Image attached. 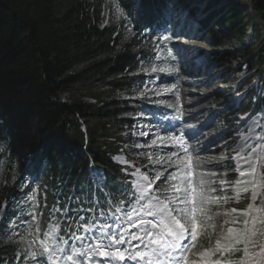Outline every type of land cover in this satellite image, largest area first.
Instances as JSON below:
<instances>
[{
	"label": "trees",
	"instance_id": "1",
	"mask_svg": "<svg viewBox=\"0 0 264 264\" xmlns=\"http://www.w3.org/2000/svg\"><path fill=\"white\" fill-rule=\"evenodd\" d=\"M115 1L125 21L104 23L105 0H0V209L19 192L24 169L43 168V184L60 188L49 205L66 202L70 192L83 204L92 197L104 204L91 165L104 175L106 194L131 195L112 157L130 155L133 118L145 102L130 94L142 80L139 62L152 54L140 30L123 34V23L135 17L134 0ZM168 9L185 10L207 35L213 59L244 64L264 90V0H139L138 21L153 23ZM247 31L249 45L220 51ZM250 80L242 82L248 96L240 111L259 100ZM16 248L0 244V255L10 261Z\"/></svg>",
	"mask_w": 264,
	"mask_h": 264
},
{
	"label": "rangeland",
	"instance_id": "2",
	"mask_svg": "<svg viewBox=\"0 0 264 264\" xmlns=\"http://www.w3.org/2000/svg\"><path fill=\"white\" fill-rule=\"evenodd\" d=\"M228 1L231 2L232 0H228ZM105 3L106 4L104 6V9L102 10V16L104 19V23L106 22L109 23L111 19L113 21H120L121 19L124 18V21H125L126 15L121 10L120 6L117 4L115 0H105ZM108 7L110 8L109 10H108ZM196 15L200 16L199 13H197ZM171 23L173 24V26H171L169 30V35H168L169 39L167 40L160 39V42L165 43L168 46H172L173 49L175 47V50L182 57L181 62H183V64L186 63L188 59H190L191 61L188 60L189 62H187L186 64L188 69L195 68V66H197L196 64H199V63H202V69H203V71H200L199 73H190L189 70L186 69V71L190 75L189 79L192 81V84H188V86L186 87L187 91L189 92L182 91L184 106L180 110L179 115H182V119H191L192 121L198 120L193 125L189 124L191 127L190 129H193L197 125L196 132L187 131L186 137L187 135L189 136L188 139L192 143V146L194 145L193 146L194 148L197 147V145H196V142L192 140L193 137L191 139L190 136H194L195 134H197L196 138H199L200 141L205 144L208 139H212V138H214L215 143L214 144L212 143V145L210 146L206 144L203 150L201 149L197 150L195 148V150H197V152L195 153V156L199 155V157L203 160L200 161V164L197 163L196 166L194 167L195 159L192 157L187 163V169L186 167L183 168L181 167L182 161L178 160L174 162L179 157V155L173 156L172 154L174 153V144L170 136H168V138L164 137L165 142H168V146H165L162 141L163 136H159L155 138V137H151L150 135L148 136L141 135V133L143 132H149V133L155 132L156 123L159 121L158 114L154 116V118H152L153 122H150V119L145 118L146 112H138V115H136L135 118H133L134 125H133L132 130L130 131V135H131L130 137H132V142H131L132 147H125V149L128 150L129 153L131 149L135 151L134 155L130 153V156L132 155L131 157L135 164H132L125 154H119V155L113 156L112 161L118 165L124 166L126 168H130V169H133V165H135L136 170L133 169L134 172L131 173L135 179L140 177L138 172H144L143 176H147L148 183L149 182L151 183V189L154 195L153 197H159V199L165 203H168V202L174 203L175 192H174L173 187H171L169 191H162V187L172 185L171 180L162 183L161 181L163 180V177L171 176L172 174H175L178 177L182 176L185 179H191L192 181L191 187H196L197 185H200V181L203 180L204 183L200 186L203 188L204 194L207 197V201L202 206L190 201L187 204L188 215L186 218H183L181 221L182 223L185 224L186 227H189L190 231H191V228L193 227V224H192L193 220L196 221V225H195V237L196 238L194 240H191V239L189 240L190 242L189 250L187 251V253H185L186 259L189 256H190V259H196V257L199 256L203 250L213 246V243L217 239V237L218 238L221 237L226 232L225 231L226 228L223 224L224 219H221V218H223V216L225 217L226 214H229V213H226V212H229V210H226V209L222 210V204L224 203L234 204L237 202L239 197L243 196L244 193L248 192V194L251 197L249 204L254 203L253 209H260V210L253 211L252 209V211H249V207H247L244 213L246 214L249 213L250 216H256L257 218L262 219V213L264 211V208H263V205H264V154L262 156H258V155L256 156L257 163L255 165L257 164L260 165L261 167L260 176L262 177V179L260 178L259 180L260 184H262V190H260V187H259L260 191L257 193L254 189L255 188L254 185L247 184L249 182L248 179L240 180V177H242L243 175L235 174L236 167L232 166L233 157H231L232 151L238 152V153L241 152V150L239 149L241 140L243 139L245 134H248L250 131H252V127H251L249 128L250 130L248 129L249 131L243 135L242 130L245 129V128L243 129V125L239 127L233 123V122H236V117L234 116V110L237 104L235 102L233 103L232 101H235V94H237L235 92V89L238 87L237 84L234 82L235 79H233V77L234 76L240 77L241 75H243L244 71L246 70L245 65L241 64L239 67H237L238 72L234 75V71L232 70V67L233 66L236 67L237 65L236 61L232 60L229 63H220V64L216 62L213 59V52H212L213 49H211L208 46V43L205 42L207 41V35H204L202 31L199 30L197 22H195L193 18L189 17L188 13L185 10L176 11L173 15ZM133 27L134 26H131V23L129 22L127 18L126 22L123 23V28H122L123 34L125 35V37L130 35L131 33L130 31L131 29H133ZM202 38H204L203 40L204 43L200 42ZM242 45H243L242 42L240 43V42L234 41L229 47H221L220 51L221 52L237 51L238 49L242 47ZM157 52H158V57L156 60H159L162 58L160 54V49ZM187 53H188V56H190V58L187 57ZM200 60H203V61L197 63V61H200ZM193 61H196V63H194ZM166 62L167 60L161 64L154 62V64L141 67L140 71L143 73L144 76H147V75L153 76L159 73H164L166 74V80H164L161 83H158L156 80H154V82H151L150 84L144 82L142 87L135 86L132 93L130 94V98H134L138 96V94L145 95L147 104H151L154 107H158V108L159 106H161L162 107L161 111L163 112L162 114L166 112L170 113V116L165 119V121H169L171 118H174L176 116V114L174 113V108H176L177 106H180L179 103L182 102V98L180 97L176 98L177 94L175 91H173L172 93H169L173 89L174 87L173 85H168L166 88L165 87L162 88L163 84H165V81L174 77L175 75L174 69L172 68V66L168 65ZM153 68L156 69L155 72L152 71ZM219 80H221L220 83L218 82ZM175 86L180 87V84H175ZM256 86L258 87V85ZM192 94H196V96H193ZM162 96L166 99H164ZM172 98H176V99L172 100ZM187 103H189L190 105V111L188 110L189 114L187 112V107H186ZM146 110L148 111V108H146ZM196 113H201V114L198 116L197 119L192 118V115H195ZM226 116H228L227 119L226 120L223 119V117H226ZM256 119L259 120L258 126L262 130L263 121H264V108L261 109L260 113L252 117L249 124L252 123L253 121H256ZM180 121L181 120L176 119L177 125L180 124ZM199 124H202L201 130L198 128ZM230 125H233L234 127H236V130H234V133H232V136L229 135L232 132ZM170 126L173 127L174 124H171ZM158 130L159 132L165 131V128L160 127ZM163 133H166V131ZM221 135H223V137L225 138L223 139L222 142H218L221 139L219 138ZM235 136L238 138L235 141H233ZM261 137H263V135H261L260 133L256 136V138H261ZM255 140L251 141L250 145L254 143ZM153 141H155V143H153ZM177 141L179 142L178 139ZM261 145L264 146V143L256 147L255 150H257ZM180 146H181V143H180ZM202 152L205 153V155H202ZM251 154H252V150L246 155L247 158L250 157ZM182 157L186 161L188 160L187 156H182ZM247 158H244V159H247ZM168 164H171V165L169 166ZM185 164L186 162L184 163V165ZM215 165H218L219 166L218 168H222V172L220 171V172L214 173L211 170V166L214 168ZM174 167L175 168L179 167L180 170L179 171H177V169L174 170ZM3 169L4 168H0V178L4 177ZM189 173H191V176H189ZM222 173L234 178L232 183H234L236 187H240L239 195L236 196L235 198H233L235 194H230V196L226 198L221 197V196L216 197V195H221V193L220 191L215 193L216 187L214 186H216L217 184L218 177L216 176V178L214 177L213 179V175H218L221 178ZM98 174L102 175V173L97 169L95 171L96 181H98L99 179ZM158 174L161 176V180L155 179V177ZM232 175H237V176L234 177ZM135 179H132V185H134ZM212 183L214 186H211ZM175 187L189 188V185L184 184V183H179V184H176ZM244 188H247L246 192L241 191V189H244ZM137 189L139 190L138 187ZM213 189L215 190V192L213 191ZM212 191L214 192L213 194H212ZM255 193L258 194L256 201L253 200L254 197L256 198ZM139 202H140V198H139ZM117 211L118 212L116 214L121 216V220L118 222L119 226L122 224L123 222L122 218H123L125 226L128 224V222L131 221L129 223L130 225L132 221L136 219L137 226L142 225V226L148 227L146 217L141 218L144 215L143 213L145 212L140 206L131 205L126 210L118 209ZM3 218H4V212L2 211V208H1L0 209V221H2ZM225 218H227V216ZM237 218L240 220V224H242V227L241 226L239 227H241L242 229H246L247 225L243 222V216H238ZM112 219L113 217H111L109 220L111 221ZM246 219L250 220L249 217ZM24 223L25 222L23 223L21 222L19 226V228H23V229L22 231L18 230V232L21 231L23 234H20L18 237L16 236L14 237L13 236L14 234L9 235L8 237L3 232L2 234L4 235L0 236V244L5 245L6 243H9V241L10 243H13V244H19L20 250L18 249L16 252L21 253L23 257L28 256V254H26V249L28 245L25 243L26 239H25V231H24V227L26 228V224L23 225ZM9 224L11 225V227L13 226L11 223ZM147 227H143V228H147ZM144 233H145L144 230H142L141 232H138L139 236L143 235ZM147 238L148 236L146 237V239ZM46 243L48 246V256L50 258H55L56 260L59 261L65 257V254H64L65 251L63 250V248H61V244L58 240H55L52 237H49ZM24 246L26 247V249L22 248ZM249 246L247 247L250 252L251 248ZM244 247L245 245L237 246V248L240 249V252L242 251L241 259H237V260L231 259V260H224V261L216 260L212 262L208 261L207 264H234V263L244 264L247 262H249L250 264L255 263L257 253L250 252L251 253L250 255H245L243 252ZM29 252H31L30 246H29ZM236 253L234 254L228 253V254L235 255ZM218 256L221 258L222 255L218 254ZM198 260L203 262V261H206L207 259L203 260L198 257Z\"/></svg>",
	"mask_w": 264,
	"mask_h": 264
},
{
	"label": "snow or ice",
	"instance_id": "3",
	"mask_svg": "<svg viewBox=\"0 0 264 264\" xmlns=\"http://www.w3.org/2000/svg\"><path fill=\"white\" fill-rule=\"evenodd\" d=\"M131 15V13H129ZM161 40H167L169 37L163 36L160 37ZM153 72L156 71L155 68L152 69ZM167 131V129H165ZM141 135L148 136L150 135L149 132H143ZM176 139H180V137H176ZM155 143V141H153ZM138 146V145H137ZM183 146V145H181ZM186 151V149H185ZM173 155H177V153H173ZM179 158V157H178ZM252 167V165H249ZM179 167L177 171H179ZM255 172V168L252 169ZM139 171V170H137ZM241 175H244L241 172ZM191 176V173H189ZM98 183L103 185L106 183L105 178L98 174ZM155 179L161 180V176L158 174ZM172 181V187L174 188L175 192V201L173 202H162L159 197H152L156 201L155 204L151 205L152 208L155 209L154 212H150V215L159 216L160 220L159 223H151V228H159L160 232L154 234L151 231V228H144L145 236L152 237L151 244L155 245L150 249V252H141L136 251L133 253L129 249H124L121 246L125 244L131 243L129 240H125L122 235H119L116 232L109 230L101 229L100 234L96 237L99 240L98 245L91 246V253L93 256H100L102 258L101 264H103V260L109 261H122L124 264H127L128 261H146L147 264H153L155 261L156 264H164L165 257L168 259V264H182L185 262L186 264V257L185 253L189 250L188 241L194 240L195 237V225L196 221L193 220L192 224L193 227L191 231L189 227H186L184 223H182V219L186 218L188 215V208L187 204L191 201L199 205H203L207 201V197L204 194L203 188L200 186L204 182L203 180L200 181V185L196 187H191L192 181L191 179H185L182 176H176L172 174L171 176L163 177V182ZM143 182H148V177L143 176L137 181L138 187H143ZM184 183L188 184L189 188H177L175 187L176 184ZM148 187L151 188V183H148ZM158 187V185H157ZM213 191H215L213 189ZM242 192H246L247 188L241 189ZM145 195H151L150 192L145 193ZM34 198V197H33ZM78 203L77 207L68 209V213L78 214L81 211H86L89 209H85L83 206V202H79V198H76ZM97 202H93L95 206ZM249 209H253V205L249 204ZM260 209H253V211H259ZM233 211H236L233 209ZM78 219L83 220L84 217L78 216ZM131 219V218H129ZM251 222V227H248L240 232L234 233L232 228L228 229L229 236L223 237L224 246L222 248L218 247L216 251L220 252L223 255L225 252L236 253L239 252L240 249L235 247L236 245H245L243 252L245 255H250L249 249L247 246H251L253 249H257L261 252H264V219H259L256 216H251L250 220L245 219L244 223L248 225ZM71 228V225H68ZM234 233V234H233ZM132 240H143V237L137 236L135 233L131 234ZM217 244L220 245V241H217ZM141 245L136 244L133 245V248L139 249ZM145 248L148 247L147 244L144 245ZM86 254V253H85ZM80 255L78 254L75 259H79ZM34 259L42 261L43 264H48V257L45 254H42L40 257H36L33 254ZM67 259L69 261H73V256H68Z\"/></svg>",
	"mask_w": 264,
	"mask_h": 264
},
{
	"label": "bare ground",
	"instance_id": "4",
	"mask_svg": "<svg viewBox=\"0 0 264 264\" xmlns=\"http://www.w3.org/2000/svg\"><path fill=\"white\" fill-rule=\"evenodd\" d=\"M178 47V46H177ZM179 49V48H178ZM186 51V50H185ZM181 60H182V57H181ZM188 60H190V59H188ZM186 61V63L187 62H189V61ZM191 61V60H190ZM185 68V70L186 69H188L186 66L184 67ZM190 68V67H189ZM189 70V72L190 73H199L200 71H203V69H202V63H199V64H197V66H195V68H191V69H188ZM187 72V71H186ZM203 74H204V72H203ZM196 78V77H195ZM193 96H196V94H192ZM186 107H187V112H188V110L190 111V105H189V103H187L186 104ZM228 108V107H227ZM188 114H189V112H188ZM201 113H196L195 115H192V118H194V119H197L198 118V116L200 115ZM180 125V124H179ZM257 125H258V121H257V119H256V121H254L253 123H252V131H250L248 134H245V136L243 137V139L241 140V143H240V150H242V151H244V150H246L248 147H249V145H250V142L251 141H254L255 139H254V137H255V134H256V132H258V127H257ZM199 127V129L201 130L202 129V124H199L198 125ZM232 126L233 125H230V128H231V130H232V132H234V130H236V127H234L233 126V128H232ZM239 127H241V126H239ZM229 128V129H230ZM163 132H165V131H160L159 133H162L163 135H164V137L165 138H168V135H167V133H163ZM223 135H225V134H223ZM223 135H221L219 138H222L223 137ZM196 136H197V134H195L194 136H190L191 137V139H192V137H193V139L192 140H194L195 142H196V145H197V147H195L197 150H199V149H201V150H203L204 149V147H205V145L207 144V145H212V143L214 144L215 143V141H214V138H212V139H208L207 141H206V144L205 143H203V142H201L200 141V139L199 138H196ZM187 137L189 138V136L187 135ZM218 138V139H219ZM194 144V143H193ZM194 146V145H193ZM195 148H194V150H195ZM196 153V152H195ZM261 153V150L260 149H258L257 151H254L251 155H250V157H248L247 159H241L239 162L241 163V165L243 166H245V167H248L249 166V163H250V161H254L255 160V158H256V156L258 155V154H260ZM202 155H205V153H203L202 152ZM219 166L218 165H215L214 166V168H218ZM259 167H256V169H255V172L254 173H252L251 174V176H250V179H251V181L252 182H254V186H255V191L257 192V191H259V186H260V184L258 183L259 182V180H260V176H259ZM215 178H216V176H215ZM138 187V186H137ZM139 188V190H140V192H142L143 193V196L145 195V193H147V192H151V190H150V188L148 187V185H147V182H143V187H138ZM150 201H151V204L153 205V204H155L156 202H155V200H152V199H150ZM263 208H264V205H263ZM249 211H252V209H249ZM150 212H154V211H152V210H149V213ZM228 216V215H227ZM160 217L159 216H153V215H148V216H146V221H147V225L149 226V227H151V223H157L158 224V222H159V219ZM262 219H264V211H263V213H262ZM158 222H157V221ZM151 222V223H150ZM137 220H133L132 221V223L127 227V228H124V239L125 240H129V241H131V243H129V244H125V245H123V246H121L122 248H124V249H129V250H132V249H134L135 251H141V252H150V249L152 248V247H155V245H152V244H147V243H142V242H144V241H146L145 239H146V237L147 236H145V233L143 234V235H141V236H139V234H138V230L136 229L137 228ZM250 225H251V222L247 225V228L248 227H250ZM230 228H232L233 230H234V233H236V232H240L241 230H244V229H242L241 227H235V228H233V227H230ZM229 229V228H228ZM228 229L227 230H225L226 232L221 236V237H217V239L214 241V243H213V246L212 247H210V248H207V249H205V250H203L201 253H200V256H199V258H201V259H203V260H206V259H209V258H212L213 256H214V254L217 252L216 250H217V248L218 247H220V248H222L223 246H224V240H223V237H225V236H229L230 234H229V232H228ZM240 229V230H239ZM160 232V231H159ZM158 232V233H159ZM132 233H135L137 236H139V237H143V240H132V237H131V234ZM153 233L155 234V232L153 231ZM233 233V234H234ZM92 235H94V234H92ZM91 235V236H92ZM90 236V237H91ZM89 236L88 237H85V238H83L82 239V242L83 243H86L88 240H89V238H90ZM217 241H220V245H218L217 244ZM136 244H139V245H141V247L139 248V249H135V248H133V245H136ZM145 244H147L148 245V247L147 248H145L144 247V245ZM250 248H251V246H249ZM91 249V248H90ZM90 249L88 250V253L90 254V262H91V264H101V260H99V258L97 259V257H95V256H93L92 255V253H91V251H90ZM250 252H256L257 253V255H256V262L255 263H253V264H264V252H261V251H259V250H257V249H253V248H251V251ZM82 253V252H81ZM80 253V254H81ZM102 259V258H101ZM165 260H167L168 261V259L169 258H167V257H165L164 258ZM109 260H103V264H104V262H108ZM118 263H120V264H124V262L123 263H121V262H116L115 264H118ZM183 263V262H182ZM68 264H87V262H83V260H82V257L80 256V258L79 259H75L74 258V260L73 261H69V263ZM127 264H130V261H128L127 262ZM172 264H175V262H172ZM188 264H206L205 263V261H203V262H201V261H197V260H193V261H191V262H189ZM244 264H248V262L247 263H244Z\"/></svg>",
	"mask_w": 264,
	"mask_h": 264
}]
</instances>
